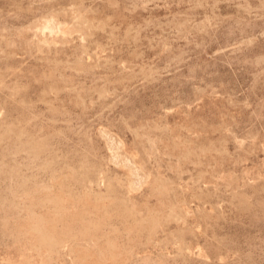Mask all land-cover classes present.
Wrapping results in <instances>:
<instances>
[{
	"label": "rangeland",
	"instance_id": "obj_1",
	"mask_svg": "<svg viewBox=\"0 0 264 264\" xmlns=\"http://www.w3.org/2000/svg\"><path fill=\"white\" fill-rule=\"evenodd\" d=\"M0 264H264V0H0Z\"/></svg>",
	"mask_w": 264,
	"mask_h": 264
}]
</instances>
